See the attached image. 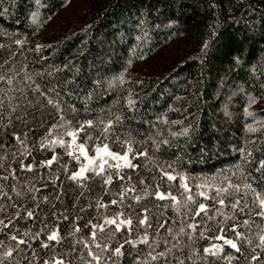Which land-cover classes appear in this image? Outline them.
Here are the masks:
<instances>
[{
    "label": "trees",
    "instance_id": "obj_1",
    "mask_svg": "<svg viewBox=\"0 0 264 264\" xmlns=\"http://www.w3.org/2000/svg\"><path fill=\"white\" fill-rule=\"evenodd\" d=\"M71 1L0 0V221H12L0 225V264H89V251L105 264L104 244L123 246L115 264H165L149 252H166L167 264L176 257L184 264H227L202 258L203 248L223 245L213 239L222 223L227 238H234L236 223L253 240L242 245L249 259L240 256L239 264H264V256L250 260L261 252L264 218L253 215L249 229L248 217L231 208L236 199L242 205L245 193L254 198L243 184L259 183L255 169L264 159V0H87L74 19L64 17ZM68 131L90 154L105 144L119 154L130 148L134 167L106 158L105 173L88 170L71 180L79 163L68 155ZM53 155L50 165L42 163ZM108 176L112 182L105 184ZM181 177L191 186L209 180L240 188L199 196L177 211L171 196L181 197ZM199 203L206 209L195 215ZM229 215L235 220L224 223ZM106 218L132 223L117 232ZM188 224L195 225L191 240ZM53 230L59 239L49 241ZM223 247L222 255H238ZM9 248L13 255L4 257Z\"/></svg>",
    "mask_w": 264,
    "mask_h": 264
},
{
    "label": "snow or ice",
    "instance_id": "obj_2",
    "mask_svg": "<svg viewBox=\"0 0 264 264\" xmlns=\"http://www.w3.org/2000/svg\"><path fill=\"white\" fill-rule=\"evenodd\" d=\"M16 43H20L19 40L16 41ZM238 62V61H237ZM5 77L4 76H0V80H4ZM8 83L11 84L12 83V79L9 78L8 79ZM38 90V89H37ZM254 102V101H253ZM49 104H52V100L49 99L48 100ZM131 103V102H130ZM55 107L59 110V104L55 105ZM247 112V109L245 110ZM249 115H251V113H248ZM61 119H63V116L61 114ZM86 124H88L89 126L92 125V121H86ZM111 122H109L110 124ZM53 127H56V125H53ZM249 127V131L255 132L257 131V129L252 128L250 125ZM79 130H83V126L80 127ZM184 132H187V129L184 130ZM67 135L69 137L72 138L73 142L76 140V133L73 131H68ZM17 139H19V137H17ZM57 141H53V143H56ZM61 145L64 144L63 140L58 141ZM44 145L41 144V147H43ZM68 147L71 148L73 147V144H68ZM76 147H78L79 149V153L81 156H83L84 161H86V163L82 164V166L79 168L78 171H74L72 172L70 179L75 181L77 180V178H84L85 177V173L88 170H91L93 172H95L96 174H102L105 173V166L108 163L107 158H111L112 160H115L117 162L119 161H123L124 166H128V167H134V165L131 164L129 157H128V152L131 151V149H128V152H125L123 155L119 154V153H115L113 151H111L108 147V145H103V147H97L96 150V157H90L88 155V152L85 149L84 144H79L76 145ZM68 155H73L72 152H69ZM248 155L250 156L251 153H248ZM56 159V156L53 155L52 159L50 160H46L43 161V164H47L50 165L52 163L53 160ZM96 161H98V166H96ZM21 167H25V165H21ZM29 170H31L32 165L29 164L26 166ZM113 167H115L116 169H119L121 167L120 163H116L115 165H113ZM256 172L260 173V175L258 177H256V180L259 181V183L256 184V186H253L252 182L247 181V177H245V180L247 182H245L243 184V188L246 190H249L252 193V196L254 197L252 200H248L247 199V193H245L244 197H242L243 203L241 205V199H236L234 202L231 203V208L233 210H235L238 213L244 214L248 217V219H244L243 220V224L245 226H248L249 229L251 228V217L253 215L257 216V217H261L264 218V159H261L259 161V165L258 167L255 169ZM165 175H167V178L169 180H173L175 179L174 176H172L170 173L165 172ZM117 176H119V173H116ZM119 178L122 180L124 179V177L119 176ZM4 179H7V177H4ZM112 182V177L108 176V178L104 181L105 184H109ZM141 183H143V181H141ZM181 186L185 188V191H188L187 185L185 183H183V177H181ZM197 187H202V185H198ZM240 186L237 184H233L231 182H229L227 184V187H217L216 188V192L219 195L221 192L226 193L227 195H232L231 192L228 191V189H233L235 191H239ZM258 189H260L258 191ZM132 190V189H129ZM29 191H32V189H29ZM147 194V193H146ZM19 195V194H18ZM121 195H123V193H121ZM156 197L160 198V199H165V196L160 192V191H156L155 192ZM200 196H205V193L203 191H201L199 193ZM35 199V198H33ZM45 201H47V197L44 198ZM135 199L137 201H139L140 197L137 196L135 197ZM193 197L191 195L187 196V201H193ZM171 200L173 201V204L176 207V210L179 211L180 207H187V201L183 204H177V198L175 196H171ZM111 203L116 204L117 201L113 200L111 201ZM217 203H219L220 205H224L225 204V200L224 199H218ZM99 206H103V205H99ZM15 207V206H14ZM206 209V205L204 203H199L198 204V208L195 210V215H199L201 212L205 211ZM81 211H83V209H81ZM145 212L148 211V209H144ZM219 214V213H218ZM21 215V213L19 211L15 212V216L19 217ZM34 213L31 210H27V216L29 218L33 217ZM65 219H67V217H64ZM208 219H214L212 216H209ZM235 220V216L234 215H229V216H225V221L226 222H230ZM147 222V217L143 218V219H139V225L143 226L145 225ZM12 221L9 220L8 224H5L4 221H0V225L3 226V228H8V225L11 224ZM91 223V222H90ZM106 224L109 225H115V231L119 232L121 229L122 225H128L131 226V220H120L119 222H117L114 219H107L105 220ZM149 227L151 225H148ZM47 225H44V228H46ZM160 227H163V225H160ZM188 228L195 230V225L194 224H188L187 225ZM44 228H42L40 231L36 232L35 235L33 236V238L35 239L36 237H38L40 235V233L42 231H44ZM93 229L99 228L101 232H103V225H92ZM238 225L236 223H232L231 224V231L234 234V238H227L225 235H223L222 233L225 232L227 229L223 226V223L221 224L220 228L218 229L219 233L216 236L213 237L214 240L217 241H222L223 245H227L229 246L232 250L235 251V253H237V256H233L231 254L228 255H222L224 253V247L223 245H221L220 243H213L211 245H209L208 247L203 248V257L202 258H206L208 256L211 257H215V258H219V259H224L227 261V264H232L233 260H235L237 262V264H239V259L240 256H243L245 260H248L249 257L244 255V253L242 252V245L244 243H247L248 245H251L253 243V240L251 238H249L248 236H245L242 232L237 230ZM76 231H79V228L76 229ZM170 231V230H169ZM184 232V228L181 227L180 228V233ZM29 233L25 232L24 235L27 236ZM92 237H93V241L96 238V232L93 231L92 232ZM200 237L204 238L205 237V232L201 231L200 232ZM111 237L108 236L106 237V239H110ZM189 240L192 239L191 235H189ZM11 240L13 241H17L18 244H25L26 241L23 239H19L17 238L16 235H13L10 237ZM47 239L49 241H55L59 239L58 236V232L56 230H53L47 237ZM258 239H259V244L257 245L258 248L261 249L260 253L257 254H252L250 256V260L251 261H257L261 256H264V229H260L259 230V235H258ZM148 241V236L145 234L143 243H147ZM126 243H130L129 241H126ZM49 245L47 243L41 242V247L43 248H47ZM97 248H100L101 245L97 244L96 245ZM85 247H88V245H85ZM122 245L120 246H116L113 249L108 248L107 244L103 245V249L108 251L110 253V255L108 256V260L105 262V264H108V262H111V264H115V261L113 260V257L115 258H120L123 256V252H122ZM173 247H175V245H173ZM14 249L13 248H9L7 251H5L3 253L4 257H8L10 258L13 253H14ZM167 251V250H166ZM88 255L91 257V261H89V264H92V261H95L96 264H101V259L102 257L98 254L93 253L92 251L88 252ZM148 255L151 257L152 261H158L160 259V257H165V264H167V259H166V252H158L155 255H153L151 252L148 253ZM33 256H35V252H33ZM176 264H184L183 260H180L178 257L175 258ZM43 264H49L48 260H44ZM54 264H63V262L61 260H56L54 262Z\"/></svg>",
    "mask_w": 264,
    "mask_h": 264
},
{
    "label": "rangeland",
    "instance_id": "obj_3",
    "mask_svg": "<svg viewBox=\"0 0 264 264\" xmlns=\"http://www.w3.org/2000/svg\"><path fill=\"white\" fill-rule=\"evenodd\" d=\"M87 4H88V1L87 0H72L71 1V4L66 9L67 12L64 15V17L70 15V17H72V19L76 18L78 14H81L82 13L80 11V9L81 8H84L85 5H87ZM67 18H69V17H67ZM52 27L54 29L57 26L53 25ZM72 144H73V147H71V150L73 152L74 157L78 161V163H79V166L78 167L80 168L82 166V164L86 163V161H84L83 156H81L80 153H79L78 147H76V145H79V142L77 140H75L74 142L72 141ZM88 155L90 157H96V150H95V152L93 154H90L88 152ZM121 155H123V154H121ZM79 168H78V170H79ZM183 183H185L187 185L188 191L186 192L185 191V188L183 187L182 193L180 195L181 197H179V199H177V202H176L177 204H180V205H183L187 201V196L188 195H191L194 198L193 201H187V204H190L191 205L192 202H194L195 198H197V197L200 196L199 193L201 191H203L205 193V196L204 197H208V196H211V195H209L211 192H215L216 191V188L217 187H221V184L220 183H217L215 181L210 182L209 180H207V181H205L203 183L197 184V185H193V186L187 184L186 180H184ZM198 185H202V187H197ZM222 193L223 192H221L220 194H222ZM183 208L186 209V207H183ZM179 210H183V209L180 207ZM179 232H180V229L178 230V233ZM178 233L176 235H178ZM194 233H195V230H193V229H190L189 230V235L192 236Z\"/></svg>",
    "mask_w": 264,
    "mask_h": 264
}]
</instances>
